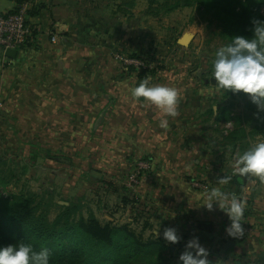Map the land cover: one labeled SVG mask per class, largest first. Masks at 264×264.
<instances>
[{"label":"rangeland","instance_id":"1","mask_svg":"<svg viewBox=\"0 0 264 264\" xmlns=\"http://www.w3.org/2000/svg\"><path fill=\"white\" fill-rule=\"evenodd\" d=\"M119 1L127 4L125 41L114 54L95 51L92 56L72 57L45 48L32 57L30 63L35 65L28 71L6 69L8 64L0 54V197L29 195L35 202L42 200L50 220L62 208L78 207L76 214L86 218L92 213L101 225L125 228L141 242L163 238L165 228H175L179 242L165 241V248L152 254L159 264H182L185 220L178 207L199 202L206 211V193L219 188L243 202L247 240L227 248L223 255L224 239L210 245L201 242L209 264H264V181L241 175L235 163L238 155L264 141V111L258 110L248 94L217 91L212 76L215 52L232 41L223 32L218 13L207 12L209 7L192 1L190 7L170 13L159 10L153 17L145 13L143 0ZM254 1L264 16V0ZM240 4L238 0L234 7L238 10ZM183 37L188 40L185 45L178 43ZM82 61L111 65L90 72L88 78L95 81L137 79L175 87L180 100L173 118L197 131L194 141L199 150H191L184 162L175 158L180 152L173 151L174 166L152 167L148 152L127 143L133 134H124L121 118L130 117L124 109L128 104L118 100L121 89L116 91V87L93 95L87 109L78 103L77 111L54 113V95L67 89L50 86L54 65ZM72 73L78 80L84 78L83 72ZM38 78L51 80L43 87ZM99 85L93 88L96 93ZM75 95L83 91L76 89ZM146 109L155 108L147 105ZM211 109L215 112L209 114ZM221 179L226 182L220 184ZM211 212L223 217L221 224L227 218L215 205ZM231 256L232 262H223Z\"/></svg>","mask_w":264,"mask_h":264},{"label":"crops","instance_id":"2","mask_svg":"<svg viewBox=\"0 0 264 264\" xmlns=\"http://www.w3.org/2000/svg\"><path fill=\"white\" fill-rule=\"evenodd\" d=\"M17 4V0H0V15L14 11ZM135 5L133 8L136 7ZM124 6H126V2H122L120 5L119 0H34L30 21L37 30L35 44L19 52L15 60L9 59L11 62H8L5 57L4 63L8 64V67L5 66L6 69L28 71L29 68H34L35 63L33 65L30 63L32 57L40 55L45 48L58 53L65 52L71 54L72 57L77 55L92 56L95 53L101 55L105 53L114 54L118 49L119 51L122 50L125 41L122 34L125 31V18L127 16ZM51 36L56 37L55 43H51ZM0 54L4 58L1 50ZM106 66L108 69L111 67L105 63L83 64V61L80 64H57L54 65V72L56 73H54L55 78L53 80L38 78L37 83L45 87L46 83L48 84L51 80L50 86H58L60 89L62 87L67 88L65 93L54 95V113L67 110L77 111L78 103L84 104L86 108L88 103L94 101L93 95H103L104 92H107V88L111 87H116V91L121 89L119 91L121 96H118V100H126L125 103L128 105H125L124 109L128 110L127 115L131 117L121 118L126 128L124 134L126 136L133 134L132 142L127 141V143L133 145L135 150L148 152L151 165L156 169L161 166H174V156L171 153L173 151L180 152L175 158L184 162L189 159L191 150H199V143L194 141L198 134L197 131L191 130L187 125L183 126L179 118L175 120L172 116H165L160 109L146 102L144 98L135 99L132 97L131 90L138 85L139 80L95 81L92 76L88 78L90 72L94 70L103 71L107 69ZM72 72H83L84 78L78 80L75 78L76 74ZM97 82L100 83L98 86L100 89L96 93L93 88ZM149 84L154 85L152 82ZM76 89L83 91V95H75ZM130 103H134L132 111L129 107ZM147 105L155 109L147 111ZM162 119L168 120L167 129L159 127ZM174 123L179 125L174 127ZM175 134L176 137H174ZM181 134L184 136L182 139L179 138ZM122 140L124 139L122 138ZM178 208L179 211H183L182 219L185 220V226L181 230L182 252L185 250L187 242L194 237L199 239L200 245L201 242L208 245L210 243L217 244L218 241L222 242L224 239L225 241L222 242L224 244L223 249L220 251L221 255L226 254L227 248L235 247L238 243H246L244 231L248 225V219H242L243 233L231 237L226 232V228L229 226L227 224L228 216L221 224L220 221L223 217L220 218L219 214H213L211 211H204V208L199 206V202H191L185 209L182 205ZM249 244H245V248ZM215 260L217 259L215 258ZM228 260L232 262L234 257L231 256L230 259L223 262L230 263Z\"/></svg>","mask_w":264,"mask_h":264},{"label":"trees","instance_id":"3","mask_svg":"<svg viewBox=\"0 0 264 264\" xmlns=\"http://www.w3.org/2000/svg\"><path fill=\"white\" fill-rule=\"evenodd\" d=\"M143 1L147 4L145 13L153 17L159 10L170 13L196 1L199 6L209 7L207 12L218 13L223 32L231 40L236 36L252 38L253 22L264 21V16L259 15V2L254 0H240L238 10L234 7L238 0ZM212 112L211 109L209 114ZM77 210L78 207L62 208L50 220L42 200L35 202L29 195L0 197V246L25 243L37 252L46 248L49 264H159L152 253L165 248L163 238L141 242L139 236L125 228L101 225L92 213L84 218L76 214Z\"/></svg>","mask_w":264,"mask_h":264},{"label":"clouds","instance_id":"4","mask_svg":"<svg viewBox=\"0 0 264 264\" xmlns=\"http://www.w3.org/2000/svg\"><path fill=\"white\" fill-rule=\"evenodd\" d=\"M253 36H236L231 43L220 47L215 52L212 76L217 91L233 94H248L259 111H264V21H254ZM135 99L144 98L160 109L165 116L175 117L180 100V93L175 87L150 85L148 80L139 81L131 90ZM168 120L162 119L159 127L168 128ZM236 170L241 174H251L264 181V141L253 144L248 150L235 158ZM226 181L221 179L220 184ZM204 207L212 211L214 205L226 214L230 225L226 228L229 236L243 233V202L235 196L212 188L205 195ZM163 239L170 244L179 242L175 228H165ZM207 250L194 237L185 245L179 255L182 264H209ZM0 264H49V252L46 248L34 251L31 244L19 243L0 246Z\"/></svg>","mask_w":264,"mask_h":264},{"label":"built area","instance_id":"5","mask_svg":"<svg viewBox=\"0 0 264 264\" xmlns=\"http://www.w3.org/2000/svg\"><path fill=\"white\" fill-rule=\"evenodd\" d=\"M33 2L20 0L14 11L0 15V50L3 56L6 50H15L19 54L35 44L37 30L30 21ZM50 40L55 43L56 37L51 36Z\"/></svg>","mask_w":264,"mask_h":264},{"label":"water","instance_id":"6","mask_svg":"<svg viewBox=\"0 0 264 264\" xmlns=\"http://www.w3.org/2000/svg\"><path fill=\"white\" fill-rule=\"evenodd\" d=\"M179 44L181 45H185L188 43V40L183 37L181 38L179 41H178ZM4 56L7 58V59H10V60H15L16 59V56H17V53L15 50H6L5 53H4ZM139 81H142V80H139ZM91 175H94L98 178H100V174H96L94 172L91 173Z\"/></svg>","mask_w":264,"mask_h":264},{"label":"flooded vegetation","instance_id":"7","mask_svg":"<svg viewBox=\"0 0 264 264\" xmlns=\"http://www.w3.org/2000/svg\"><path fill=\"white\" fill-rule=\"evenodd\" d=\"M260 264H262V262Z\"/></svg>","mask_w":264,"mask_h":264}]
</instances>
